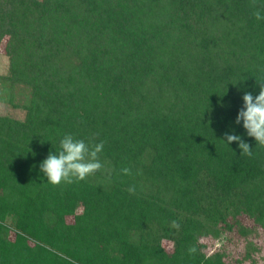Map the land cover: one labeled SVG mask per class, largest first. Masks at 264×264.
I'll return each instance as SVG.
<instances>
[{"label": "trees", "instance_id": "16d2710c", "mask_svg": "<svg viewBox=\"0 0 264 264\" xmlns=\"http://www.w3.org/2000/svg\"><path fill=\"white\" fill-rule=\"evenodd\" d=\"M257 8L0 0V103L23 112L0 115V264H253L217 239L264 231V148L236 124L264 83ZM67 134L103 142L104 167L53 186L40 165Z\"/></svg>", "mask_w": 264, "mask_h": 264}, {"label": "clouds", "instance_id": "9594fccd", "mask_svg": "<svg viewBox=\"0 0 264 264\" xmlns=\"http://www.w3.org/2000/svg\"><path fill=\"white\" fill-rule=\"evenodd\" d=\"M252 7L256 8V0H252ZM253 15L257 21L264 20V9L257 8ZM260 84L257 96L254 97L251 93L243 96L244 104L238 113L236 124L243 122L247 135L255 139L257 147L264 148V83ZM224 140L227 145L238 143L241 156H252V148L241 136L226 133ZM103 148V142L89 144L67 134L60 140L58 150L55 153L50 152L47 159L41 163L40 170L47 178V183L53 186L85 181L103 169L104 165L99 159ZM121 171L124 175L131 174L129 168H123ZM128 191L135 194V186L130 187ZM173 226H177L175 221ZM190 252L194 253L195 248H191Z\"/></svg>", "mask_w": 264, "mask_h": 264}, {"label": "rangeland", "instance_id": "374dc122", "mask_svg": "<svg viewBox=\"0 0 264 264\" xmlns=\"http://www.w3.org/2000/svg\"><path fill=\"white\" fill-rule=\"evenodd\" d=\"M8 70V60L7 57L3 53V47H0V74H6ZM6 113H10L11 115L17 117L18 119H22L23 117V112L17 111V110H12L7 105H4L0 103V115H4ZM8 222H11L10 220ZM249 228H255L251 224L246 223L245 224ZM255 231V230H254ZM11 236L10 238H13V231L10 232ZM228 236H220L218 237V245L220 246L223 245L225 246L226 251L229 253V258L230 259H235L238 257L239 253L244 251L246 242H252L257 248V252L252 254L254 263L253 264H264V231L258 230L257 232H253L248 238H245V240L240 239V240H234L231 243H228L226 241V238ZM161 245L166 248L171 247V243L168 240H163ZM250 261H247L248 264Z\"/></svg>", "mask_w": 264, "mask_h": 264}]
</instances>
